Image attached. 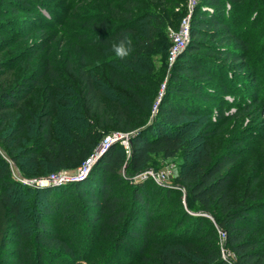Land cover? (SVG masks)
I'll list each match as a JSON object with an SVG mask.
<instances>
[{"label": "trees", "instance_id": "obj_1", "mask_svg": "<svg viewBox=\"0 0 264 264\" xmlns=\"http://www.w3.org/2000/svg\"><path fill=\"white\" fill-rule=\"evenodd\" d=\"M60 1L0 0V148L24 176L21 158L42 160L53 170L80 167L111 132L127 134L129 153L110 143L79 180L40 187L18 180L0 157V264H83L97 243L94 236L128 247L121 255L111 251L105 264H129L134 252L140 264H264V172L242 185L236 166L246 155L244 140L221 153L210 145L228 121L255 113L264 90L257 69L248 70L251 29L240 31L250 11L246 0H199L185 45L161 70L151 57L164 52L163 32L178 26L183 9L175 8L183 0ZM64 2L69 9H60ZM73 11L80 14L79 27L70 22ZM125 36L133 50L121 61L111 49ZM57 39L64 40L65 55L55 53ZM89 46L111 55L103 74L84 66ZM62 57L65 72L77 81L81 125L70 139L56 142L54 96L38 112L30 99L43 78H60ZM35 59L37 66L22 72ZM229 92L244 99L235 112L225 109ZM213 102L219 129L206 123ZM195 128L203 151L180 180L184 197L177 188L137 176L154 155L189 156ZM32 131L38 133L26 144ZM30 191L35 215L28 228ZM165 200L181 207L175 229L162 235L156 230Z\"/></svg>", "mask_w": 264, "mask_h": 264}, {"label": "rangeland", "instance_id": "obj_2", "mask_svg": "<svg viewBox=\"0 0 264 264\" xmlns=\"http://www.w3.org/2000/svg\"><path fill=\"white\" fill-rule=\"evenodd\" d=\"M199 1V0H198ZM197 1V2H198ZM55 2V1H54ZM62 4V0L60 1ZM65 4L63 6H60V9L64 6L69 9L68 3L64 2ZM59 2L56 1V8L58 7ZM197 5V3H196ZM196 5L192 9L189 20L191 17V14L193 13L194 9L196 8ZM185 7V11H184ZM245 7L247 9H250V11L245 13L244 19L241 23V29L240 31H243L245 27L251 29V37L253 39L252 44V50L251 55L248 59V70L252 73L256 72V69L258 71L259 81L258 85L259 88L264 86V80L262 78L263 75V69H264V4L262 0H246ZM183 9V17H186L189 13L188 6H187V0H183L178 6H176L175 10ZM47 18H49V15L47 12L43 11ZM55 13H58L56 10ZM243 14V13H242ZM241 14V15H242ZM256 14V16H255ZM72 15V16H71ZM70 15V22L74 23L76 26L79 27V23L76 20L80 17V14L75 13L74 11L71 12ZM52 16V15H51ZM182 17V18H183ZM255 17V20L252 22V18ZM182 18L179 21V24L176 28L166 26L165 30L163 32L164 34V40H161L160 42V49L164 48V54L162 52H155L152 54V63L154 64V67L157 70L162 69V64L164 63L166 66L170 64V62L173 61V59L178 54V51L173 59H170V50L173 47V38L171 36L170 31H177L180 26V22ZM190 22H188L189 25ZM234 31H238V29L233 28ZM188 37H189V29H188ZM187 37V39H188ZM35 37L32 36L28 40H23L20 44H18L15 49H21L25 44L29 43L30 41L34 40ZM187 41V40H186ZM55 44V53L59 55H65L64 47H66L64 40L57 39L53 42ZM87 49V48H86ZM111 58V55L108 56L106 52L103 51V49L100 47L95 48L94 46H89V48L86 50L85 54V63L84 66L86 68H92L93 71L97 73L99 71L101 74H103V70L108 65V59ZM38 59V58H37ZM37 59H35L31 66L29 68H26V70H22L24 73H29L32 68L36 65L37 66ZM80 63V62H79ZM59 64L61 65V71H60V78L56 80H51L48 78H43L41 86H38L35 88L34 95L31 97L30 101H32L33 110L34 112H38L41 106L44 103H47L49 96L52 94L54 96L55 100V108L57 109V115L53 118V136L54 140L56 142H64L67 141L72 137V135L75 133V128L81 124L78 120L79 116V103H78V96H77V81L75 78H72L71 75L65 72L66 63L64 61V58L62 57L59 60ZM78 62L76 64V67L78 66ZM165 77V75H164ZM43 87V88H42ZM162 85H160L158 91L156 92V95L154 99H152V110L155 111V104L159 100L160 94L162 92ZM230 94L226 96L227 99H229V103H227V106L225 109L227 112H235L236 108L240 109L241 102L244 101L243 98H240L238 93L229 92ZM259 98V104L255 105L256 111H253V115L246 114L242 117H239L238 119H233L228 121V123L223 126L220 130V133L213 136L212 140L210 141V145L212 146V149L215 153H221L222 151L226 150L227 148H230L234 142H239L240 140H244V144L242 149L246 152V155L237 163V170L239 171V174L241 175L240 182L242 185H245L247 183H250L254 175H256L258 172H264V126H260L262 121H264V90L263 92L258 95ZM217 103L213 102V106L210 108L211 114L206 118V123L208 120L214 121L216 124L212 125L214 129H219V122L215 120V116L213 115V111L216 108ZM47 107H50V105H47ZM198 118L201 116H197ZM200 120L202 121L203 118L201 117ZM199 120V121H200ZM203 123V122H202ZM72 127L74 129H72ZM37 131H32L28 134H26V144H32L33 139L37 135ZM199 128H195L191 131V138H190V144H191V153L189 156H184L182 153L178 154L174 158H164L161 155H154L152 157V162L149 164V167L146 168L141 175L146 174L145 177H150V173H154L159 176L160 182L159 184H162L164 186H168L170 188H177L182 197H184V187L182 182H180L181 179L186 177L188 173L192 170L189 165L190 163L193 164V166H196L198 164V155L203 151L202 149V140L199 138ZM114 133L106 134L102 137L101 142L97 146V148L93 151L92 154L98 153L101 150V143L103 142L104 138L107 136H111ZM126 133H117V139H115L112 143H118L122 150L127 155L129 153L128 150V143L125 141ZM0 157H2L4 160L8 162L11 174L16 176L17 178L26 180L24 183H27L28 185H35L37 184L38 187L41 185H56L58 182H44L41 185L38 184L40 180H44L45 178H48L53 175H64L68 179H73L79 171V167H73V168H67V169H61V170H53L51 169L47 163H45L42 160L37 161H30L29 158H21L20 164H22L21 167H23V172L27 176H24L19 168L16 166V164L12 163V161L4 154L3 150L0 148ZM94 163V162H93ZM19 167L20 165L17 164ZM20 167V169H21ZM141 175H137L140 177ZM146 179V178H144ZM155 180V179H154ZM77 181V180H76ZM67 182H73V181H67ZM264 182V180H263ZM60 184V183H58ZM57 184V185H58ZM260 184V183H259ZM257 184L256 186H258ZM117 186V184H115ZM119 191H117L118 195H122V187L119 186ZM162 192V191H159ZM31 191L28 193L25 206L28 208L26 209L27 219H30L25 222V225L29 228L30 221L32 219L31 214H34L35 209L32 206V203L29 200V196H31ZM185 203V202H184ZM180 205L174 202H168L167 200L164 201L163 206L160 208L164 217L163 221L160 226L157 227V233L166 232L167 230H174V220L177 217L178 211L180 209ZM174 213V214H173ZM35 215V214H34ZM82 222V223H81ZM80 222V225H85L83 221ZM206 226H204L205 230ZM80 229H83L80 228ZM87 234V232H86ZM222 236V235H221ZM97 238V240H96ZM94 241L97 243L93 246V250H91V253L87 256L85 259L86 261L82 262L83 264H105L106 260L109 259L110 252L112 251H118V253L121 255L123 251H126L127 248L124 246L113 245V239L112 240H106L104 238L98 239L97 236H94ZM134 247V246H133ZM113 249V250H112ZM126 249V250H125ZM137 249V247H135ZM134 258L130 261L129 264H140L139 263V256L137 255V252H134Z\"/></svg>", "mask_w": 264, "mask_h": 264}, {"label": "built area", "instance_id": "obj_3", "mask_svg": "<svg viewBox=\"0 0 264 264\" xmlns=\"http://www.w3.org/2000/svg\"><path fill=\"white\" fill-rule=\"evenodd\" d=\"M197 1L198 0H187V6H188V10H189L188 15L186 17L182 18V20L180 22L179 29L177 31H170L171 36L173 38V42H174L173 43L174 45L170 50V59H173L175 57L176 53L179 50H181L186 43V40L188 37V29H189V25H188L189 16H190L192 9L196 5ZM117 138H118L117 133H114L111 136L105 137L103 142L101 143L102 148H101L100 152L91 154V156L89 158H87L85 160V162L79 167V171H78L77 175L75 177H73V179H68L66 176L60 174V175L50 176L48 178H45L44 180H40L38 184L41 185L42 183L48 182V181L52 182V183L53 182L63 183V182H67V181L79 180L81 177H83L88 172L89 168L91 167V165L93 164L95 159L105 150V148H107V146L110 143H112ZM124 138H125V141L128 143L127 135ZM138 175H141V173ZM149 175H150V177H153V179H155V181L160 182V178L158 175H156L154 173H150ZM145 176H146V174H143L140 176V178H147ZM14 177H16V176H14ZM17 179L22 181V182L26 181L25 179H24V181H23V179H20V178H17ZM220 234L222 235L221 232H220Z\"/></svg>", "mask_w": 264, "mask_h": 264}, {"label": "clouds", "instance_id": "obj_4", "mask_svg": "<svg viewBox=\"0 0 264 264\" xmlns=\"http://www.w3.org/2000/svg\"><path fill=\"white\" fill-rule=\"evenodd\" d=\"M112 52L115 57L123 61L129 58L132 53V42L126 36L120 39L117 43L113 44Z\"/></svg>", "mask_w": 264, "mask_h": 264}]
</instances>
